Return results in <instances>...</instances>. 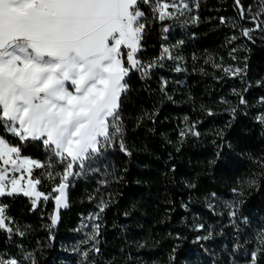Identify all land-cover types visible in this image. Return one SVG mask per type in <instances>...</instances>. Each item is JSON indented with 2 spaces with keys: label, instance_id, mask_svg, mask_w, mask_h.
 <instances>
[{
  "label": "trees",
  "instance_id": "1",
  "mask_svg": "<svg viewBox=\"0 0 264 264\" xmlns=\"http://www.w3.org/2000/svg\"><path fill=\"white\" fill-rule=\"evenodd\" d=\"M186 4L163 21L153 0L142 6L137 59L147 74L133 69L125 78L123 132L74 164L79 174L69 177L57 224L52 189L59 178L50 180L48 168L32 177L43 173L37 190L53 198L35 209L22 194L0 197L12 229L0 230V259L252 264L255 253V264H264V123L256 119L264 114V0ZM163 48L169 54L161 58ZM24 148L53 174L63 172L66 161L53 162L42 143Z\"/></svg>",
  "mask_w": 264,
  "mask_h": 264
},
{
  "label": "snow or ice",
  "instance_id": "2",
  "mask_svg": "<svg viewBox=\"0 0 264 264\" xmlns=\"http://www.w3.org/2000/svg\"><path fill=\"white\" fill-rule=\"evenodd\" d=\"M236 2L239 5L240 0ZM147 3L0 0V197L22 194L35 209L41 198L47 201L58 193L51 215V225L57 224L59 209L68 207V179L79 174L73 172L74 164L98 153L102 141L111 142L123 132L119 113L122 94L128 90L125 78L133 69L147 74L137 59L146 27L141 9ZM188 7L183 0L179 6L153 0V12L161 21ZM250 31L244 29L242 34L249 36ZM166 54L169 49L163 48L161 58ZM224 71L236 75L241 69ZM256 119L264 123V114ZM12 138L23 143L15 144ZM33 142L42 143L53 162L66 161L62 173L53 174L51 164L22 154L27 150L24 144L31 147ZM120 146L126 150L123 142ZM41 168L49 169L50 180L59 178L52 194L37 190L44 174L32 176L34 169ZM17 172L20 178L9 177ZM104 207L100 206L101 212ZM6 211L7 206L0 204V230L11 231ZM0 264H17V260L0 259Z\"/></svg>",
  "mask_w": 264,
  "mask_h": 264
},
{
  "label": "rangeland",
  "instance_id": "3",
  "mask_svg": "<svg viewBox=\"0 0 264 264\" xmlns=\"http://www.w3.org/2000/svg\"><path fill=\"white\" fill-rule=\"evenodd\" d=\"M166 3H173L175 2L178 6L181 4L182 0H170V1H164ZM183 3H186V0H183ZM169 11H174L173 9L169 8ZM195 18V17H193ZM123 59L126 61V50H124V54H123ZM125 66H127V64H125ZM12 175H15L17 178H20L21 173L17 172V173H9V177L11 178ZM29 177L27 176V174H24V179L27 180ZM33 178V177H32ZM34 179V178H33ZM42 199V198H41ZM40 201V200H39ZM38 201V202H39ZM37 202V203H38Z\"/></svg>",
  "mask_w": 264,
  "mask_h": 264
},
{
  "label": "water",
  "instance_id": "4",
  "mask_svg": "<svg viewBox=\"0 0 264 264\" xmlns=\"http://www.w3.org/2000/svg\"><path fill=\"white\" fill-rule=\"evenodd\" d=\"M69 180V179H68ZM68 191H69V183H68V188H67V195H68ZM55 195H58V193H55ZM53 200H54V198H53ZM63 209H65V208H61V209H59V212L61 211V210H63ZM55 201H54V212H55Z\"/></svg>",
  "mask_w": 264,
  "mask_h": 264
}]
</instances>
